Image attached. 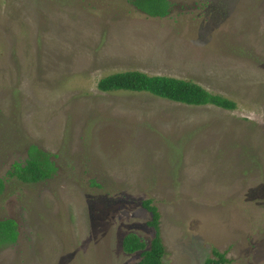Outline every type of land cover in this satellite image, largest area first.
<instances>
[{"label": "rangeland", "instance_id": "obj_1", "mask_svg": "<svg viewBox=\"0 0 264 264\" xmlns=\"http://www.w3.org/2000/svg\"><path fill=\"white\" fill-rule=\"evenodd\" d=\"M0 0V177L37 144L56 175L9 178L0 219L19 239L0 264H139L124 237L155 235L167 264H264V0ZM191 79L234 110L103 92L120 71Z\"/></svg>", "mask_w": 264, "mask_h": 264}, {"label": "trees", "instance_id": "obj_2", "mask_svg": "<svg viewBox=\"0 0 264 264\" xmlns=\"http://www.w3.org/2000/svg\"><path fill=\"white\" fill-rule=\"evenodd\" d=\"M136 8L154 16L166 17L171 12L170 0H130ZM98 88L103 92L120 90L149 92L152 95L177 103L193 106L215 105L224 109L234 110L236 101L221 94L213 93L203 85L191 79L170 75H151L140 70H127L109 74L100 79ZM54 154L37 144L28 147V156L24 161H15L8 171L9 177H0V195L6 190L9 178L37 184L53 178L58 167L53 159ZM144 206L152 213L150 225L155 229V235L149 243L138 233H128L123 239V248L127 253L141 252L139 264H167L165 259L167 249L161 233V212L154 199L144 200ZM19 223L12 217L0 219V251L14 245L19 239ZM214 257H209L206 264H230L226 252L214 248Z\"/></svg>", "mask_w": 264, "mask_h": 264}]
</instances>
